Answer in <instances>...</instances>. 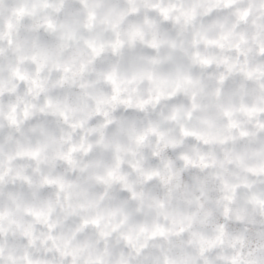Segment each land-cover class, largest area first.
<instances>
[{"label": "clouds", "instance_id": "obj_1", "mask_svg": "<svg viewBox=\"0 0 264 264\" xmlns=\"http://www.w3.org/2000/svg\"><path fill=\"white\" fill-rule=\"evenodd\" d=\"M0 264H264V0H0Z\"/></svg>", "mask_w": 264, "mask_h": 264}]
</instances>
